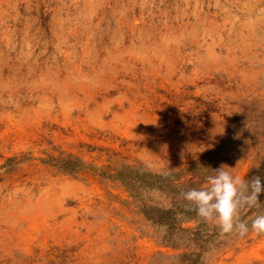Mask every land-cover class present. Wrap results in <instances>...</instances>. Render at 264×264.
I'll list each match as a JSON object with an SVG mask.
<instances>
[{
	"label": "rangeland",
	"instance_id": "1",
	"mask_svg": "<svg viewBox=\"0 0 264 264\" xmlns=\"http://www.w3.org/2000/svg\"><path fill=\"white\" fill-rule=\"evenodd\" d=\"M221 165L264 184V0H0V264H264L180 211Z\"/></svg>",
	"mask_w": 264,
	"mask_h": 264
},
{
	"label": "clouds",
	"instance_id": "2",
	"mask_svg": "<svg viewBox=\"0 0 264 264\" xmlns=\"http://www.w3.org/2000/svg\"><path fill=\"white\" fill-rule=\"evenodd\" d=\"M221 165L212 170L215 175L207 176V186L191 188L181 193L188 203L185 207L194 210L204 222L215 225L223 236H246L251 230L258 236H264V205L259 202V195L264 193V184L260 176L251 180L233 176ZM259 208L254 218L241 219L240 210Z\"/></svg>",
	"mask_w": 264,
	"mask_h": 264
},
{
	"label": "trees",
	"instance_id": "3",
	"mask_svg": "<svg viewBox=\"0 0 264 264\" xmlns=\"http://www.w3.org/2000/svg\"><path fill=\"white\" fill-rule=\"evenodd\" d=\"M181 212L183 211V212H186V213H188V214H190V215H192V216H197V214H196V212L194 211V210H191L190 208H188V207H185L183 210H180ZM167 212H171L172 214H175L176 212H174V211H172V210H169V211H167ZM162 218H160V220H161Z\"/></svg>",
	"mask_w": 264,
	"mask_h": 264
}]
</instances>
